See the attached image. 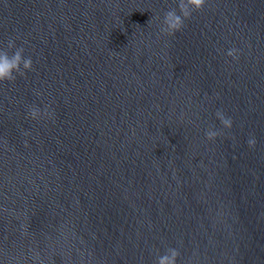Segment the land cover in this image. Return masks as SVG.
<instances>
[{
    "label": "water",
    "instance_id": "water-1",
    "mask_svg": "<svg viewBox=\"0 0 264 264\" xmlns=\"http://www.w3.org/2000/svg\"><path fill=\"white\" fill-rule=\"evenodd\" d=\"M169 10L0 0V264H264V0Z\"/></svg>",
    "mask_w": 264,
    "mask_h": 264
},
{
    "label": "clouds",
    "instance_id": "clouds-1",
    "mask_svg": "<svg viewBox=\"0 0 264 264\" xmlns=\"http://www.w3.org/2000/svg\"><path fill=\"white\" fill-rule=\"evenodd\" d=\"M180 12L176 10H169L164 14L163 25L166 27L162 30L172 31L179 29L183 24V19L191 15V11L201 8L205 0H178ZM227 55L237 58L238 49L232 48L227 51ZM32 59L24 55L23 47H18L15 40H9L6 48H0V81H14L17 74H25L27 70H31ZM39 114L38 109L32 110V116L35 118ZM217 118L221 123L230 128L232 126L231 118L225 117L223 113L217 112ZM218 135V132L213 129H209L206 132V136L209 139H214ZM255 139H250L248 144L250 146L255 145ZM179 252L176 248L170 247L166 249L163 254H158L156 258V264H176Z\"/></svg>",
    "mask_w": 264,
    "mask_h": 264
}]
</instances>
